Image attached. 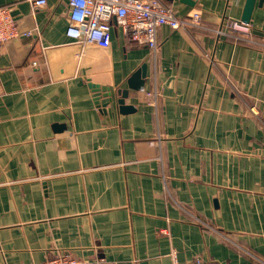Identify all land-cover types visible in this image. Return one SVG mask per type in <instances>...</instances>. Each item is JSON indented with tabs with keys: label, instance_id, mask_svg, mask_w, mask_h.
Wrapping results in <instances>:
<instances>
[{
	"label": "crops",
	"instance_id": "crops-1",
	"mask_svg": "<svg viewBox=\"0 0 264 264\" xmlns=\"http://www.w3.org/2000/svg\"><path fill=\"white\" fill-rule=\"evenodd\" d=\"M157 1L201 22L152 52L114 20L108 48L69 39L67 0H0L30 32L0 48V264H264V3L243 35L245 0Z\"/></svg>",
	"mask_w": 264,
	"mask_h": 264
},
{
	"label": "built area",
	"instance_id": "built-area-1",
	"mask_svg": "<svg viewBox=\"0 0 264 264\" xmlns=\"http://www.w3.org/2000/svg\"><path fill=\"white\" fill-rule=\"evenodd\" d=\"M34 8L42 7L46 0H31ZM68 27L66 36L78 43L108 48L111 42V22L114 20L135 45H144L150 51L157 49L156 32L161 26L171 29H188L200 26L199 13L178 18L172 10L157 0H67ZM228 28L239 34L249 33V23L231 20ZM30 32L19 30L17 21L8 7H0V48L7 42ZM172 264H178L172 254ZM38 264H87L83 261L60 256ZM96 264H100L99 262ZM188 264H215L206 260H193Z\"/></svg>",
	"mask_w": 264,
	"mask_h": 264
},
{
	"label": "water",
	"instance_id": "water-1",
	"mask_svg": "<svg viewBox=\"0 0 264 264\" xmlns=\"http://www.w3.org/2000/svg\"><path fill=\"white\" fill-rule=\"evenodd\" d=\"M255 2H256V0H245V4H244V8H243V14L241 17L242 22L249 23ZM263 3H264V0H259L258 5L260 6ZM140 76L141 77L144 76L143 71L135 73L132 76L131 81L133 83L136 82L137 79L140 78ZM131 81H130V83H131ZM130 83H129V87L131 88ZM92 89H93V92L95 93V102L99 107L104 109L107 105H110L114 101V103L118 107V110L120 113L125 114V113H131L133 111L134 108H132L131 106H126L124 104V99L126 97V93L121 94L122 95L121 98L113 99L112 95L108 91V89L107 90L105 88L99 89L98 87H95V86L92 87Z\"/></svg>",
	"mask_w": 264,
	"mask_h": 264
}]
</instances>
